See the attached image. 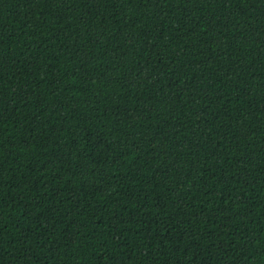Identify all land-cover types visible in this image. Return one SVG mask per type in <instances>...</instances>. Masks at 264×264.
Segmentation results:
<instances>
[{"label": "trees", "instance_id": "1", "mask_svg": "<svg viewBox=\"0 0 264 264\" xmlns=\"http://www.w3.org/2000/svg\"><path fill=\"white\" fill-rule=\"evenodd\" d=\"M0 264H264V0H0Z\"/></svg>", "mask_w": 264, "mask_h": 264}]
</instances>
